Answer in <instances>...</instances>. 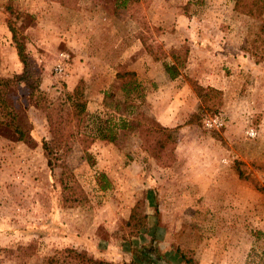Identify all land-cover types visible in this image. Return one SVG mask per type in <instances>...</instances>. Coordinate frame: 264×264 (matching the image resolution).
<instances>
[{
	"label": "rangeland",
	"instance_id": "374dc122",
	"mask_svg": "<svg viewBox=\"0 0 264 264\" xmlns=\"http://www.w3.org/2000/svg\"><path fill=\"white\" fill-rule=\"evenodd\" d=\"M115 1L66 0L62 9L0 0V76L23 75L3 95L15 120L0 111V264H49L67 247L115 263L264 264V12L240 14L236 0ZM125 46L124 64L109 63ZM61 52L69 59L59 76ZM174 62L177 79L166 71ZM133 69L140 96H127L118 78ZM195 83L222 93L202 103ZM160 87L167 97L148 98ZM78 89L88 114L81 131L111 114L129 126L115 142H75L50 167L48 118L57 134L73 129L60 127V103L73 111L68 96ZM168 113L174 125L164 132L158 119ZM216 117L223 125L209 127Z\"/></svg>",
	"mask_w": 264,
	"mask_h": 264
},
{
	"label": "trees",
	"instance_id": "16d2710c",
	"mask_svg": "<svg viewBox=\"0 0 264 264\" xmlns=\"http://www.w3.org/2000/svg\"><path fill=\"white\" fill-rule=\"evenodd\" d=\"M62 2L64 5L68 7V3L66 0H56ZM235 11L239 12L240 14L247 15V16H254V15H261L264 12V0H236L234 5ZM264 27V23L261 24ZM11 28V27H10ZM13 32V40L15 43V47L17 48L18 55L20 60L27 66L29 61V56L26 52L25 46L19 38H17L15 30L11 28ZM148 49L150 47L146 46ZM179 65L175 62L172 64H167L166 71L170 74L171 78H176L180 75ZM23 75L15 74L12 78L11 77H3L0 76V111L4 110L5 107L11 109V112H8L9 117L12 115V121L15 120V110L13 106L6 105L4 103L5 98L3 95L8 91L9 87L13 84L15 85L16 81L20 80ZM118 78L124 79L126 78L125 88L127 89V96L129 92H137V96H140V82L138 81L137 74L134 71H127V72H118ZM4 89V94L1 92V88ZM8 88V89H7ZM7 89V90H6ZM194 91L203 102H207V100L211 97L212 93H219L222 92L214 87H205L199 83H195L193 86ZM6 91V92H5ZM131 95V94H130ZM83 94L78 89L73 94L68 96V100L73 99L72 104L74 106L73 111L64 112L63 104L60 103V127L62 125H70L73 129L69 131L60 132L57 134L54 130L57 126V122L53 121L51 116L48 118L50 121V125L52 130V138L49 141H44L43 149L45 155L48 159V164L50 167H53V158L52 155L56 152L65 151L71 148L75 142H79L82 144L84 150H88L89 147L95 142L96 139L106 140L115 142L118 138V131L120 129H125L129 126V121L127 117L124 116H115L110 115L108 118L103 119L98 118L97 126L94 131L87 132L85 130L81 131L84 125V119L86 118L87 109H86V100L82 98ZM4 105V106H2ZM3 114H0V124L4 122ZM76 127V128H75ZM159 127L162 131L166 132L169 131L167 127L159 124ZM16 133L18 134V140H25L26 133L24 132V128L17 124L15 128ZM66 133V134H65ZM171 139V135H166V141ZM74 183H65V189L69 187H73ZM131 219L135 220V212H132ZM138 221V220H136ZM49 264H136L135 261L131 263H115L105 259L96 258L92 256H88L85 252L79 251L75 248H64L60 251V258L55 256L49 257L48 259Z\"/></svg>",
	"mask_w": 264,
	"mask_h": 264
},
{
	"label": "crops",
	"instance_id": "0c3cea01",
	"mask_svg": "<svg viewBox=\"0 0 264 264\" xmlns=\"http://www.w3.org/2000/svg\"><path fill=\"white\" fill-rule=\"evenodd\" d=\"M87 1H89L92 5H95V6H97V7H99V6H101V5H99L100 3H103V4H107L108 5V3L106 2H102V1H106V0H87ZM56 2H58L59 4H60V7H62V9H64V8H66L67 6L66 5H64L62 2H60V1H56ZM79 3H80V1H79ZM123 5H125V3L123 4V2H121V0H116L115 1V6H123ZM110 18V15H108L107 16V19H109ZM116 17H114V19H115ZM124 52H123V50L120 48V51H116L115 49H112V51H114V56H115V58H113V59H111V60H109L108 62L109 63H117V65L118 66H120V64H124V59L126 58V56L128 55L127 54V52L126 51H128V47L127 46H125V48H124ZM193 53V50H191L190 51V54H192ZM110 54H112V53H110ZM195 58H193V59H191L190 58V60H194ZM97 61L98 62H103L101 59H99V57H97ZM105 63V62H104ZM85 65V64H84ZM261 67H263L264 68V65H262V64H259ZM191 67V66H190ZM119 68V67H118ZM257 68V67H256ZM95 70H90V71H94V72H96V71H98V70H103V71H108V70H110L111 69V67H110V65H107V64H105L104 66H101V65H98V66H95V68H94ZM134 71H136L137 73V76L139 77V74L141 75V73L139 72V70H137V69H133ZM139 72V73H138ZM147 75H148V77H150L151 79H153L154 78V75H153V73L152 72H150L149 74L147 73ZM77 77H75L74 78V80L76 79ZM175 79H177V78H175ZM76 81H78V78H77V80ZM211 85H213L214 86V84H211ZM216 87H218V86H216ZM163 88L164 87H160L159 89H150V91H149V94H148V98H155V97H167L166 96V94L165 93H163L164 92V90H163ZM193 95V94H192ZM191 98H192V101H193V110H195V107H197L198 106V103H199V99H198V97L197 96H191ZM192 105V104H191ZM160 119V120H159ZM159 119H158V121L160 122V123H162L164 126H168V125H174L173 124V120H171V119H175L174 118V116H171V114L170 113H168V114H165L164 116H162V117H159Z\"/></svg>",
	"mask_w": 264,
	"mask_h": 264
},
{
	"label": "built area",
	"instance_id": "2783aa9c",
	"mask_svg": "<svg viewBox=\"0 0 264 264\" xmlns=\"http://www.w3.org/2000/svg\"><path fill=\"white\" fill-rule=\"evenodd\" d=\"M69 59V54L68 53H65V52H61L60 53V61L54 66V69H55V72L57 75H63L65 73V65H66V62L67 60ZM207 125L209 127H212V126H221L223 125V121L221 118L219 117H216V118H211V119H208L207 121ZM249 135L253 136L255 135V131L254 130H251L249 132Z\"/></svg>",
	"mask_w": 264,
	"mask_h": 264
}]
</instances>
